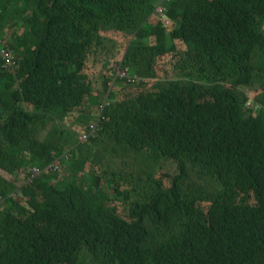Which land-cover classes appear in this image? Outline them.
<instances>
[{"label": "trees", "instance_id": "16d2710c", "mask_svg": "<svg viewBox=\"0 0 264 264\" xmlns=\"http://www.w3.org/2000/svg\"><path fill=\"white\" fill-rule=\"evenodd\" d=\"M163 1L0 0V264H264V0Z\"/></svg>", "mask_w": 264, "mask_h": 264}, {"label": "rangeland", "instance_id": "374dc122", "mask_svg": "<svg viewBox=\"0 0 264 264\" xmlns=\"http://www.w3.org/2000/svg\"><path fill=\"white\" fill-rule=\"evenodd\" d=\"M159 16V15H158ZM161 17V16H160ZM173 25L170 23V26L169 28H172ZM107 32L108 33H105V34H108L109 36L115 38L116 40H118L120 42V45L124 48L128 41L130 40V38L132 37L133 33L132 32H129V31H119L115 28H110V29H107ZM183 44H179V48H183ZM169 61H170V57H167V58H159L157 60V63L155 65V68H154V74H155V79L150 81L148 84H149V89L150 88H155L156 84L159 82V81H162L166 78V75H167V71L169 69ZM108 68H111L113 69L116 74H120V76H122V72L118 69V66L116 65V63H111L109 62L108 63V66L107 68H105V72L107 71ZM255 94H251L250 97L254 98ZM1 172H3L7 177L9 178H12V179H15L14 176L12 175H9L7 173H5L4 171L0 170ZM26 175L25 171H21L18 175H17V183L20 184L21 182H23L24 180V176ZM165 185L167 186V184L165 183ZM115 205H117V203H114Z\"/></svg>", "mask_w": 264, "mask_h": 264}, {"label": "built area", "instance_id": "2783aa9c", "mask_svg": "<svg viewBox=\"0 0 264 264\" xmlns=\"http://www.w3.org/2000/svg\"><path fill=\"white\" fill-rule=\"evenodd\" d=\"M165 1H170V0H164L163 2H165ZM162 3L159 4L157 9H156V14L160 15L161 17L165 12V8H164V5ZM162 21L164 22V24L170 26L169 21L165 20L164 18H162ZM0 56L3 60V66L4 67L10 68V69H15V67L17 66L16 54L14 53V51L8 49L7 44L4 41H0ZM122 75H124L123 72H122ZM96 126H97V124L91 125V129L96 130ZM81 137L83 140H85L87 138V135L83 134ZM55 164H56V166H58L59 161L56 160ZM32 173H33V176H35V175H38L40 173V171L38 168H33ZM0 202H1V198H0Z\"/></svg>", "mask_w": 264, "mask_h": 264}]
</instances>
